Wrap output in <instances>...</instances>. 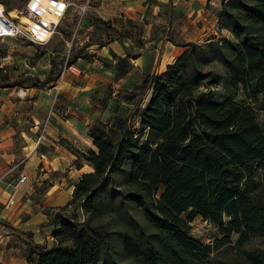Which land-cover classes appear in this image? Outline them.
<instances>
[{
  "label": "trees",
  "instance_id": "1",
  "mask_svg": "<svg viewBox=\"0 0 264 264\" xmlns=\"http://www.w3.org/2000/svg\"><path fill=\"white\" fill-rule=\"evenodd\" d=\"M162 7L171 21L172 0ZM218 18L233 39L185 44L164 74L123 89L137 130L90 128L93 171L42 227L55 248L5 225L28 244V264H264V0H222ZM92 23L108 34L102 46L153 41ZM198 217L219 231L211 244L189 236Z\"/></svg>",
  "mask_w": 264,
  "mask_h": 264
},
{
  "label": "rangeland",
  "instance_id": "2",
  "mask_svg": "<svg viewBox=\"0 0 264 264\" xmlns=\"http://www.w3.org/2000/svg\"><path fill=\"white\" fill-rule=\"evenodd\" d=\"M29 1L0 0V3L7 15L18 19L25 16ZM65 1L74 3V6L48 43L34 44L25 38L0 40V117L5 125L11 122L16 126L24 124H20L21 128L16 129L14 135L17 153L22 154L20 148L24 145L25 133L39 146V162L42 161L37 178L22 174L26 167L23 156L17 157L10 166L18 165L16 176L19 182L22 176L27 177L21 184H41L47 188L60 187L64 181L62 189L55 190L64 194V202L75 189L80 165H88L85 158L96 150L89 137L91 127L119 128L127 120L130 128H139L137 118L129 117L133 107L124 102L122 93L123 87L136 89L134 81L138 78L133 74L129 78L131 81L117 82L118 77H124L126 70L128 73L135 70L136 65L127 59L117 65L122 58L116 57L111 49L102 52V43L108 34L101 26L92 23L98 16L116 10L111 5L112 0H92L80 24L79 6L87 0ZM10 9L14 10L9 12ZM22 22L32 25L27 17H23ZM227 32L224 38L233 39ZM132 35L136 41L142 36L138 29H133ZM117 51L131 53L133 57L139 54V51L125 47L123 41L117 45ZM48 79L54 81L35 87ZM140 81L139 78L136 82ZM242 99L239 97L238 101ZM259 120L264 124L262 111H259ZM42 168H45L43 172L40 171ZM87 171L85 168L83 172ZM44 174H47L46 180ZM187 216L185 214L184 218ZM190 226L189 236L202 244H211L219 237L218 229L201 217ZM254 246L264 249V243L260 241H255ZM15 247L20 254L28 251L24 242ZM235 256L230 252L227 258L235 259ZM3 259L2 262L5 256Z\"/></svg>",
  "mask_w": 264,
  "mask_h": 264
},
{
  "label": "crops",
  "instance_id": "3",
  "mask_svg": "<svg viewBox=\"0 0 264 264\" xmlns=\"http://www.w3.org/2000/svg\"><path fill=\"white\" fill-rule=\"evenodd\" d=\"M110 2L116 10L106 12L104 16H98L97 19L110 23L122 34H133V29L128 24L132 21L143 27L140 40L149 41L153 37V41L146 43L142 49L129 39L110 40L103 46L102 52L111 49L116 57L127 59L136 65L135 70L124 77H118V83L124 80L126 83L131 81L129 78L133 74L141 81L148 76L162 75L182 55L185 44L220 40L227 32L220 30L219 27L218 13L222 0H172L171 21L163 14L162 7L169 0H112ZM122 41L125 47L139 51V54L133 57L131 53H119L117 45L119 46ZM138 80L134 81L136 85L141 83V81L137 83ZM122 89L132 90L131 87ZM20 124L16 126L11 122L5 125L0 117V263L3 264H28L26 253L20 254L21 251L15 247L20 242L26 243L25 239L10 232L5 225L29 234L35 244H46L48 250H51L56 247V242L51 235L52 229H42V227L49 222V217L53 214L52 209L64 207L71 200L74 192H71L64 202V194L55 192L56 189H62L64 181L60 187L47 188L42 187L41 184L29 186L18 183L19 179L16 176L18 165L11 167V162L23 156L26 167L22 174L26 173L30 178L34 175L37 178L42 162H39L40 154L37 152L39 146L31 140V136L25 133H23L24 145L20 148L22 154L17 153L14 135L16 129L24 125L20 126ZM85 168L88 169L87 172H83ZM44 169L40 171L43 172ZM92 171L90 165L81 164L78 169V180L73 189L84 174ZM44 176L46 180L47 174ZM4 256L5 261L2 262Z\"/></svg>",
  "mask_w": 264,
  "mask_h": 264
},
{
  "label": "built area",
  "instance_id": "4",
  "mask_svg": "<svg viewBox=\"0 0 264 264\" xmlns=\"http://www.w3.org/2000/svg\"><path fill=\"white\" fill-rule=\"evenodd\" d=\"M74 6V3L65 0H30L26 7L27 17L32 25H25L20 17L16 19L6 14V9L0 3V40L10 38H25L34 44L44 45L48 43L56 33L63 18ZM91 6V0H87L79 6V23L83 20ZM73 69V66L70 67ZM27 180L22 176L20 184Z\"/></svg>",
  "mask_w": 264,
  "mask_h": 264
}]
</instances>
